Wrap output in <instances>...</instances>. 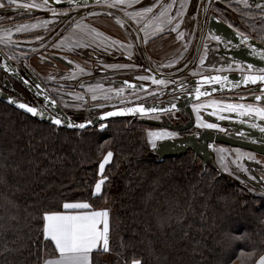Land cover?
<instances>
[{
	"label": "trees",
	"instance_id": "16d2710c",
	"mask_svg": "<svg viewBox=\"0 0 264 264\" xmlns=\"http://www.w3.org/2000/svg\"><path fill=\"white\" fill-rule=\"evenodd\" d=\"M248 24L247 34L264 37V22ZM134 120L57 128L0 100V264H44L55 248L43 217L83 202L111 206L109 249L93 252L91 264L256 263L264 196L192 152L158 161Z\"/></svg>",
	"mask_w": 264,
	"mask_h": 264
},
{
	"label": "flooded vegetation",
	"instance_id": "af4514ba",
	"mask_svg": "<svg viewBox=\"0 0 264 264\" xmlns=\"http://www.w3.org/2000/svg\"><path fill=\"white\" fill-rule=\"evenodd\" d=\"M66 1L68 0H14L13 3H9V0H0V4L4 5L0 7V31H7L9 34L12 33L13 36L12 39L0 37V91L16 97L36 107L40 111L45 110L52 115L56 114L55 110L48 106L44 100L36 96L34 92H37L39 96L53 99L57 103V106L71 119L75 121H87L100 113L127 105L168 102L170 99H173L172 101H180L182 100L183 94L190 93L189 90H185L186 88L170 93L173 95L172 97H166V94L179 85L202 75L227 71L258 73L260 69L255 66H253V69H244L243 66H248L249 64L229 53L233 51L231 48L232 44L223 38H221L220 41L215 40V33L209 30L208 27L210 16L216 15L238 33L249 35L264 44L263 38L257 39L238 29L237 26H239V24L235 21L232 14L234 10L242 11L245 13L244 17L247 22L256 20L264 22V10L256 8L260 0H189L188 3L184 2L185 0H151L152 2H148V4L160 1L158 6L163 2L164 4H173L174 2L179 4L183 2L189 6L196 2L197 4L201 3V5H203V15L201 17V29L198 31V40L196 43L191 40L189 44L186 40H184V43L181 41L183 43V48L186 50V55L181 58L183 60L182 63L189 57L187 55H190L187 63L183 66L184 68L191 61L192 64L188 69L211 70L213 67L222 69L214 65L215 61H213L212 54H215L217 55L215 58H218V55H222L224 62L232 64V66L233 63H240L241 69H239L240 67L238 66H234L235 68L238 67L237 70L209 71L204 73L201 72V74L197 76L191 75L184 82L171 87L165 94L156 93V98L168 99L167 101H152L155 97L150 98V95L146 96L148 97L146 99H149L147 101H141L143 100L141 97L134 100V96H128L122 99L121 95L123 91H121V89L138 91L140 93L148 92L151 89L150 84L131 79L130 76L136 73L135 69L146 68L150 69L147 73H151L155 77V73H153L155 72L154 65L158 63L151 59L143 49H152V44L157 43L163 38L178 37L179 33L177 30L179 26L174 22L168 23L166 27L161 26V30L165 31V33L162 34L163 31L161 30L143 28L139 23H136L130 16L131 14H128V11L132 9L137 11L145 9L143 8V4L144 1L147 2V0H123V4H121L120 0H93V3L65 5L62 7L58 5ZM126 1L130 2L127 3ZM141 2L143 4H141ZM130 3H132L133 6L130 7ZM260 3L264 4V0ZM24 5H28V7H24ZM184 9L186 8L184 7ZM163 11L164 10L159 8L158 19L161 17V14H163ZM54 13H58L59 15L53 16ZM183 13H186V11H183ZM147 16L148 14L143 15L144 18ZM54 18L63 21L65 26L63 23H58ZM166 18L168 20L171 18L169 13H167ZM158 32L160 35H158ZM88 33L101 36V38L95 40L90 38L93 37V35L89 36ZM103 36H107V38ZM195 38L196 33L194 39ZM179 40L182 39L179 37ZM60 42H66L65 47L62 46L61 48H57V44H60ZM105 42L109 43V46L107 44L108 47ZM72 43L83 45V50L84 45L86 47L89 45L82 56L87 57V52L92 55V60L90 58H85L93 66V71L91 73L88 74L87 71H84L85 74H82L81 71L83 70V66H85L84 63L80 61L75 63L71 60V57L75 56L73 49L69 47V44ZM156 46L159 45L156 44L154 47ZM216 47L219 49H213ZM246 47L252 48L253 50H260L246 44L242 46L239 45L238 50L246 49ZM198 49V55L195 57V53ZM150 52L152 53V51ZM76 54H80V52ZM102 55L104 56L102 57ZM140 56L141 61H143L142 64L138 62V57ZM153 56L155 59L163 61V59L156 58L154 54ZM229 66L230 65H227L226 67ZM187 70L185 72H187ZM158 73L160 79H170L166 77L168 74ZM122 82L134 83L135 85L127 86L122 84ZM106 83L114 85L113 88L115 89L114 91L110 90L108 96L103 94L104 89L99 88L102 84ZM83 86L86 87L83 88ZM91 91H93V93H90ZM262 93H264V84H254L249 87H242L213 96L227 99L234 102L233 104H252L257 107H264V103L252 100L262 95ZM213 96L200 100L192 105L193 125L190 129L183 131L181 137L192 134L195 135L201 131H210L215 135H225L236 141L247 142L250 136L249 133L243 129L245 126H250L252 122L241 118V116L236 113L221 111L213 107H204V110L199 111V113L195 111L198 104L209 100ZM75 101H82V104L77 105ZM53 108H55L54 105ZM176 112L160 114L159 117L161 120L159 121H162L163 116H166L169 122L173 124L170 115L176 113L181 115V118L177 120V123H179L178 126H186L190 123L191 118L189 113L183 112L182 110ZM198 115H200L199 119L197 118ZM221 115L225 117L222 120L218 118ZM131 118L137 119L134 117ZM142 119L145 118L141 117L140 121H142ZM200 122L215 123L217 128L207 129L198 127L197 125L200 124ZM221 128L223 131H220ZM241 133H243V135ZM159 142L161 141L156 143V147ZM228 148L254 152L239 146L213 143L209 145V149L213 151L215 155L216 167L231 177H239L240 179L237 180L250 185L255 190L264 192L262 188L264 187V161L259 162L262 168H251L249 171L235 165L233 163V157L230 159L232 165H224L222 155L221 158H219L218 150L222 149L223 152V150H227ZM227 152L229 151L227 150ZM254 154L264 157V155L256 152H254ZM219 159L226 170L219 164Z\"/></svg>",
	"mask_w": 264,
	"mask_h": 264
},
{
	"label": "water",
	"instance_id": "95a60500",
	"mask_svg": "<svg viewBox=\"0 0 264 264\" xmlns=\"http://www.w3.org/2000/svg\"><path fill=\"white\" fill-rule=\"evenodd\" d=\"M84 3H93V0H68L58 5L62 7L65 5H79ZM208 27L209 30L215 33L216 36H219L220 38H223L224 40L232 44L231 48L233 49V51H230L229 53L236 56L239 60L251 64L257 68H264V59H261V56L264 55V44L260 43L259 41H257L256 39H254L249 35H244L248 39V43L246 45L256 47L261 51L253 50L252 48H247V47L246 49L238 50L239 45L241 46L245 45L241 43V34L238 33L235 29H233L230 25L223 22L216 15L210 16ZM198 51L199 49L195 53V57H197ZM191 64L192 62L190 61L185 69L183 68L182 70L176 73L168 74L166 77L174 78L176 76L183 74L190 67ZM153 73H155V77H160L157 71ZM249 74H258V73L227 71L223 73L202 75L188 82H185L182 85H179L178 87L168 92L170 94L176 90H181L183 88H186L185 90H189L190 93L183 94L182 100L180 101H172L173 99L172 100L170 99L168 102L139 103L134 105H127L123 107L110 109L108 111L100 113L91 120H87V121H75L71 119L63 110H61L60 107L57 106V103L53 99L39 96L37 92H34L36 96H38L41 100H44L48 104V106L52 107V109L55 110L56 112L55 115H52L46 112L45 110L40 111L35 107L37 109V112L42 115L33 116L31 113H28L26 110L21 109L17 106L19 103H25V102L2 91H0V100L7 103L11 107L16 108L19 111L40 121H46L53 124L50 118L58 117L62 121L61 124L60 125L53 124V125H55L57 128L63 127L71 130H85L92 126L98 125L104 121L115 118H124V117L144 118L147 116L167 114L170 112H176L182 110L183 112H187L190 114L191 121L186 126L173 125L171 122H169L166 116H163L162 121H151L147 119H142V122L149 125L167 127L177 132H183L190 129L193 125V114L191 107L194 103L203 100L205 98H208L210 96H213L215 94L228 92L242 87H249L251 85H254L251 83H247V84L244 83V78ZM215 76H221L222 78H226V80L223 83L217 84L213 80ZM122 84L127 86L135 85L134 83H127V82H122ZM256 84H262V83L258 82ZM197 89H199L202 93H204V95H201L199 99L196 98ZM252 100L264 103V99L257 100L256 98H254ZM53 105L55 108H53ZM29 106L33 107L32 105ZM133 108L136 109L144 108L145 112L140 113L137 111L135 113H130L126 115H117V116L108 117L107 119H101L102 116H106L107 113L109 112H113V111L127 112V110ZM152 109H155V111H153ZM241 118H244L252 123L253 122L257 123L259 126H264V121L259 120L258 117L254 119L253 117L243 116ZM69 124L72 125L84 124L85 127L84 128H79L75 126L68 127ZM243 130L249 133L250 137L249 140H247V142L236 141L225 135H215L213 132L210 131H201L200 133L195 135L192 134V135H187L185 137H179L177 139H166L164 141H161L157 144V147L154 149V153L158 157V161H163L166 158L183 156L191 151L194 154L195 159L199 158L202 161L204 167H206L208 164H211L212 166L216 167L215 155L213 151L209 149V145H212L213 143L239 146L241 148L248 149L264 155V133H261L258 130V128H253L250 126H245ZM262 188L264 189V187Z\"/></svg>",
	"mask_w": 264,
	"mask_h": 264
},
{
	"label": "rangeland",
	"instance_id": "374dc122",
	"mask_svg": "<svg viewBox=\"0 0 264 264\" xmlns=\"http://www.w3.org/2000/svg\"><path fill=\"white\" fill-rule=\"evenodd\" d=\"M120 1H121V4H123L124 1L123 0H120ZM188 1L189 0H185L184 2L188 3ZM126 2L129 3L130 1H126ZM148 2H152V1L151 0H147V2L144 1V4L142 2H141V4H143V8H151L152 7V11L151 12H145L144 11L145 9L138 10V11L135 10V9H132L131 11H129L131 16H136L137 15V16L140 17V20L137 22V23H139V25H141L143 28L161 30L162 29L161 26H163V27L165 26L166 27L168 25V23L174 22V23H177V25L179 26L178 30H177V32L179 33V35L177 37L178 40H179V37H180L182 39L180 41H182L183 43H184V40H186V42L188 44H189V42H191V40H193V42L196 43V41L198 40V36H199V32L198 31H200V29H201V17L203 15V11H202L203 10L202 9L203 5H201V3L197 4L195 2L193 5L191 4L189 6V5H186V3H183V2L179 3V4H176V2H174L173 3L174 5L172 3L171 4L170 3L164 4V2H163V3L159 4V6H158V3H160V1L159 2L157 1V3L153 2V3H150V4H148ZM251 2H254V1H251ZM129 5H130V7L133 6L132 3H130ZM184 5H186V6H184ZM135 6H137V5H135ZM184 7L186 9H184ZM159 8L164 10V11H163V15H161V17L158 19L157 16L159 14ZM255 10L257 11L256 8H255ZM183 11H186V13H183ZM134 13H136V15ZM138 13H139V15H138ZM167 13H169V16L171 17L169 20L166 18L167 17ZM146 14H148V16L146 18H144L143 15H146ZM232 14H233V17L235 18V21L239 24V26H237L238 29H240L243 32L250 31V29H249L250 26H249L247 20L244 17L245 16L244 12H240V11L234 10V12ZM56 15H59V14L58 13H54L53 14V16H56ZM184 15H185V17H184ZM141 17H143V18H141ZM54 20L58 21V23L59 22L63 23L64 26H65V23L63 21H59L58 18H54ZM161 31H163V30H161ZM161 31H159V32H161ZM159 32H158V35H160ZM164 33H165V31H163L162 34H164ZM195 33H196V38L194 39ZM0 37H6V38H10V39L13 38L12 33L9 34L7 31H0ZM93 37L95 39H97V40L101 38V37L95 36V35H93ZM263 39H264V37H263ZM105 43H106V46H107V44L109 46V43H107V42H105ZM154 44H152V52L155 55V57L157 58V56H161V55L159 54L157 49L154 47ZM172 44H173V42H170L167 45V46H169L168 49H171ZM57 45H58L57 48L58 47L61 48L62 46L65 47L66 42H63V43L60 42V44L58 43ZM88 46L86 47L84 45V50H83L82 49L83 45H76L75 43L69 44V47L73 49L74 55L76 56V57L75 56L71 57V60L73 62H75V63L76 62L78 63L80 61V62L84 63V65H85V66H83V70L81 71L82 74H85L84 71H87L88 74L93 71V66L91 65V63L88 60H86V59H89V58L92 60V55L87 52V54H88L87 57L86 56H84V57L82 56L83 53H85V50L88 49ZM181 47L183 48V45H181L179 47V50L177 51V53L181 52ZM108 49H110V48H108ZM213 49H219V48L216 47V48H213ZM182 50L183 51L181 52V55L183 57L184 55H186V50L184 48ZM143 51L147 52L148 56L151 59L155 60L156 63H158L157 65H154L155 71L161 72V73H165V74H171V73L178 72V71L182 70L184 68L183 67L184 64L187 63V60L190 57V55H187L189 57L183 63H182V61H183L182 59L178 60V59H175V58H172V57H169V56H168L169 58H165V59H163V61H161V60H158V59L154 58L153 54L150 52L151 48H144ZM77 52H80V54H76ZM99 55H101V54H99ZM103 56L104 55H102V57ZM216 56L217 55L212 54L213 61H215L214 65L215 66H219L222 69L213 67V68H211V70H208V69L195 70L193 68H190V69L187 70V72H184L183 74H181L179 76H176L174 78H170V79L161 78V79H164L165 81H167L166 84L153 83L151 81V78H154V75H152L151 73H147V71L150 70V69L137 68V69H135L136 73L131 75L130 78L150 84L151 85L150 86L151 89L148 92H142V93H140L138 91H127L126 89H121V91H123L122 95H121V98L124 99V98H127L128 96H134L135 97L134 100L139 99L141 97V98H143V100H141V101H147L149 99H146V98H148L146 96L150 95V98L155 97V99H152V101L153 100L154 101L155 100L156 101H158V100L167 101L168 99L156 98V93L158 92V93L165 94L167 92V90H169L171 87L176 86L177 84L184 82L191 75L192 76H195V75L197 76V75H200L201 72L204 73V72H209V71L237 70L238 67H240L239 69H241V64L240 63H233V66H232V64H227V63L224 62V59H223L222 55H218V58H215ZM138 59H139L138 62L142 64L143 61H141V56L138 57ZM221 62H223V63H221ZM227 65H230V66L226 67ZM234 66H238V67L235 68ZM243 67H244V69H249L247 66H243ZM226 68H229V69H226ZM85 87L86 86H83V88H85ZM113 87H114V85H109V83H106V84H102V86H100L99 88L104 89V93L103 94H105V96H108V92H110V90H112V91L115 90ZM96 88H98V87H96ZM90 93H93V91H91ZM166 95H165L166 97H172L173 96V95L168 94V93ZM105 96H103V97H105ZM83 103H85V102H83ZM233 103L234 102L229 101L227 99H223V98H220L218 96H216V97L213 96L209 100H206L205 102H202V103L198 104L197 107L200 108V111L204 110V107H213V108H216V109H222L224 105L233 104ZM75 104L81 105L82 101H77V102L75 101ZM84 105H87V104H84ZM201 105H203L204 107H201ZM223 111H226V110H223ZM176 113H179V112H176ZM176 113H173V114L170 115L171 116L170 118L173 121V125H178L179 123H177L178 122L177 120L181 118V115L180 114H176ZM198 116H200V115H198ZM144 118L152 120V121L161 120L159 115L147 116V117H144ZM139 121H140V118L135 119L133 121V125H135V126H137L139 128H142V130L145 131V135L147 137V140H148L151 148H153V144L155 143V145H156V143L158 141H163L165 139H170L167 136H163V134H165V133H174L175 135L172 137V139L179 138L182 135V132H177V131H174L172 129H169V128L163 127V126L146 125V124L140 125ZM99 125H102V124H99ZM155 134H161V136L163 138L158 139ZM155 148H156V146H155ZM155 148H153V149H155ZM227 150L229 152H227ZM227 150H223V152H222V149L218 150L219 158H221V155H222V160L224 162V165H232V163L230 162V159H231V157H233V159H234L233 163L235 165H238L242 169H246L247 171H249V169H251V168H256V169L262 168V166H260L259 162L264 161V157H260V156H258L256 154H254V152L252 153V152H247V151L237 150V149H231V148L230 149L228 148ZM106 158H107V155H106V157L103 159V161L101 163H103ZM219 164L223 167L224 170H226L225 166L223 165V163L221 162L220 159H219ZM263 164H264V162H263ZM105 166H106V164H105ZM233 177L236 178V179H240L237 176H233ZM242 184L249 191H251L252 193H254L256 195H259V196H264V192L263 191L261 192L259 190H255L253 187H251L250 185H247L244 182H242ZM83 203H86V202H83ZM110 207L111 206L109 205V202H105L103 204V206L101 208H99V209H96V210H90L89 209V211H91V212H107L108 213V216H107L108 227H109V231H108V234H107L108 244H109V241H110V234H111L110 233V225H111L110 224L111 223ZM102 227H103V224H102ZM101 249H103V247H101ZM54 256H56V251H55V254L53 252L50 253L48 255V257L46 258V260L49 259V258H53ZM106 257H108V255ZM46 260H45V262H46ZM90 264H91V262H90Z\"/></svg>",
	"mask_w": 264,
	"mask_h": 264
},
{
	"label": "snow or ice",
	"instance_id": "6c2138e0",
	"mask_svg": "<svg viewBox=\"0 0 264 264\" xmlns=\"http://www.w3.org/2000/svg\"><path fill=\"white\" fill-rule=\"evenodd\" d=\"M14 0H9V3H13ZM3 4H0V7H3ZM24 7H28V5H24ZM145 12H151V8H145ZM139 15V13H138ZM163 15V14H161ZM215 40L220 41L221 38L219 36L214 37ZM241 43L247 44L248 39L241 33ZM261 59H264V55L261 56ZM249 69L253 68V65L249 64L247 66ZM214 82L217 84L225 82L226 78H222L221 76H215L213 78ZM262 83L264 84V68H260L258 74H249L244 78V83ZM163 83V81H161ZM201 95H204L199 89L196 90V98L199 99ZM257 100L264 99V93L262 95L256 97ZM19 108L26 110L28 113H31L33 116L42 115L37 112L35 107H31L25 103H19L17 105ZM201 107H204L201 105ZM155 111V109H152ZM221 111L226 110L231 113H236L239 116H248L259 118V120L264 121V107H257L252 104H227L224 105ZM144 113V108H133L127 110V112H109L106 116H102L101 119H107L108 117L117 116V115H126L135 112ZM195 111L199 113L200 108H195ZM199 119V116L197 117ZM219 119H224V116H219ZM51 122L55 125L61 124V119L58 117H51ZM243 122V121H241ZM79 127L84 128V124L72 125L69 124L68 127ZM198 127H203L207 129H215L217 125L215 123H200L197 125ZM250 127L258 128L261 133H264V126H259L257 123H251ZM220 131H223L221 128ZM243 135V133H241ZM158 139L163 138L161 134H155ZM174 133H165L163 136H167L168 138H172ZM155 143L153 144V148H155ZM112 158V153L109 152L107 154V158L103 163L100 164L99 170L101 174L104 172V166L107 164ZM104 183L103 180L100 183L96 184L95 190L97 193L101 191V185ZM65 209L70 210H84L90 207L87 203H65L63 205ZM107 212H93L90 214H59L53 213L48 214L43 217V220L46 221V225L44 227L45 237L55 242L56 249L59 251V259L55 261H49L48 264H90L89 253L97 248L101 241H103L102 247L103 251H108L109 244L107 239V234L109 231ZM103 224V230L100 231L98 226ZM134 264H138V262H134ZM260 264H264V259L260 260Z\"/></svg>",
	"mask_w": 264,
	"mask_h": 264
},
{
	"label": "crops",
	"instance_id": "0c3cea01",
	"mask_svg": "<svg viewBox=\"0 0 264 264\" xmlns=\"http://www.w3.org/2000/svg\"><path fill=\"white\" fill-rule=\"evenodd\" d=\"M261 1L263 0H260L257 5H256V8L259 9V10H264V4L260 3ZM263 5V6H262ZM129 12V11H128ZM130 15V13H128ZM136 15V13H134ZM131 16V15H130ZM132 19L137 23V21H139V16H131ZM89 36L93 35L92 33H88ZM107 35V34H105ZM146 35V33H145ZM107 36H110V35H107ZM107 36H103L104 38H107ZM101 37V36H99ZM90 38H93L95 39L94 37H90ZM111 38V37H109ZM148 38V36H147ZM176 38V39H175ZM173 37V38H163L161 39L160 41H158L157 43L154 44V46L157 44L159 46H156L155 48L157 49V51L159 52V54L161 56H157V58H160V59H165V58H169V57H172V58H175V59H178V60H181L182 58V55H181V52L183 51L182 47H181V52L177 53V51L179 50V47L183 44L180 40H178L177 37ZM112 39V38H111ZM113 39H116V38H113ZM97 40V39H95ZM180 41V42H179ZM170 42H173L172 44V47L171 49H168L169 46H167ZM175 44V45H174ZM181 44V45H180ZM152 51V49H151ZM156 51V52H157ZM153 54V52H152ZM169 56V57H168ZM90 213H93L89 210H74V211H66V212H60L59 214H70V215H74V214H90ZM53 214V213H51ZM48 215V214H47ZM46 225V221H44V227ZM99 230L102 231L103 227H102V224H100L98 226ZM45 235V234H44ZM48 239V238H47ZM54 246L55 248V251H56V256H54L53 258H49L46 260V262L44 264H48L49 261H55L57 259H59V251L56 249V246H55V242L54 241H51L50 239H48ZM102 244H103V241L100 242V244L97 246V248L93 249L90 253H89V259H90V262H91V255L93 254V252L97 251L98 249H100L102 247ZM261 259H264V254L256 261L255 264H260V260Z\"/></svg>",
	"mask_w": 264,
	"mask_h": 264
},
{
	"label": "bare ground",
	"instance_id": "6f19581e",
	"mask_svg": "<svg viewBox=\"0 0 264 264\" xmlns=\"http://www.w3.org/2000/svg\"><path fill=\"white\" fill-rule=\"evenodd\" d=\"M151 81L153 83H156V84H161V81H163L162 84H166L167 81H165L164 79H160V77H154V78H151Z\"/></svg>",
	"mask_w": 264,
	"mask_h": 264
},
{
	"label": "clouds",
	"instance_id": "9594fccd",
	"mask_svg": "<svg viewBox=\"0 0 264 264\" xmlns=\"http://www.w3.org/2000/svg\"><path fill=\"white\" fill-rule=\"evenodd\" d=\"M226 238H227V234H226Z\"/></svg>",
	"mask_w": 264,
	"mask_h": 264
}]
</instances>
